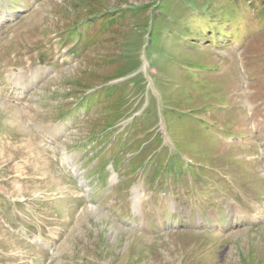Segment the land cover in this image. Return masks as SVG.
I'll return each mask as SVG.
<instances>
[{
  "label": "rangeland",
  "instance_id": "1",
  "mask_svg": "<svg viewBox=\"0 0 264 264\" xmlns=\"http://www.w3.org/2000/svg\"><path fill=\"white\" fill-rule=\"evenodd\" d=\"M0 264H264V0H0Z\"/></svg>",
  "mask_w": 264,
  "mask_h": 264
},
{
  "label": "bare ground",
  "instance_id": "2",
  "mask_svg": "<svg viewBox=\"0 0 264 264\" xmlns=\"http://www.w3.org/2000/svg\"><path fill=\"white\" fill-rule=\"evenodd\" d=\"M12 76H13V78H12L13 80L16 79V81L12 82V84L17 86L19 84V82H20V76L17 75V72H13ZM134 199H135V203H136V204H134V208L136 210H139L141 208V204H142V194L138 193V189L137 188H135V198ZM138 204H139V206H138ZM212 225H215V224H212Z\"/></svg>",
  "mask_w": 264,
  "mask_h": 264
},
{
  "label": "trees",
  "instance_id": "3",
  "mask_svg": "<svg viewBox=\"0 0 264 264\" xmlns=\"http://www.w3.org/2000/svg\"><path fill=\"white\" fill-rule=\"evenodd\" d=\"M90 23L89 24H86V25H83V28L84 29H88L89 25L91 24V22H93L92 20L89 21Z\"/></svg>",
  "mask_w": 264,
  "mask_h": 264
}]
</instances>
